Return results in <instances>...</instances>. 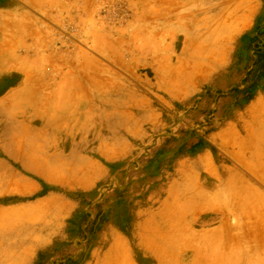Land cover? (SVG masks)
Segmentation results:
<instances>
[{
    "label": "rangeland",
    "instance_id": "obj_1",
    "mask_svg": "<svg viewBox=\"0 0 264 264\" xmlns=\"http://www.w3.org/2000/svg\"><path fill=\"white\" fill-rule=\"evenodd\" d=\"M24 4L16 19L22 59L46 75L86 77L70 83L79 94L65 99L68 111L51 114L80 130L79 144L64 148L82 159L63 163L62 190L43 187L60 196L49 236L14 243L19 255L0 261L148 264L159 241H173L158 207L175 170L187 168L183 157L220 153L212 133L255 97L264 106V0Z\"/></svg>",
    "mask_w": 264,
    "mask_h": 264
},
{
    "label": "crops",
    "instance_id": "obj_2",
    "mask_svg": "<svg viewBox=\"0 0 264 264\" xmlns=\"http://www.w3.org/2000/svg\"><path fill=\"white\" fill-rule=\"evenodd\" d=\"M26 1L31 2L0 0V257L19 255L14 243L49 236L48 217L58 210L60 196L43 187L62 190L63 163L82 159L78 150L64 148L79 144L80 130L63 127L51 114L68 111L70 101L65 99L79 94L70 83L80 84L86 77L46 75L42 64L31 69L22 59L16 19L18 6ZM7 15L12 22L8 25ZM57 65L62 71L63 63ZM261 97L212 133L220 153L183 157L187 168L175 170L173 187L167 185L158 207L165 225L173 224V241H159V253L148 264H264ZM18 124L27 132L18 133ZM27 158L33 162L30 168ZM201 162L205 164L199 169ZM39 223L46 229H39Z\"/></svg>",
    "mask_w": 264,
    "mask_h": 264
}]
</instances>
